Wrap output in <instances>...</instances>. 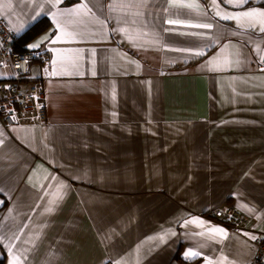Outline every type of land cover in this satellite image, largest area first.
Instances as JSON below:
<instances>
[{
  "label": "crops",
  "instance_id": "1",
  "mask_svg": "<svg viewBox=\"0 0 264 264\" xmlns=\"http://www.w3.org/2000/svg\"><path fill=\"white\" fill-rule=\"evenodd\" d=\"M180 2L198 7L0 0L18 36L51 21L27 46L50 53L32 66L47 124L0 119L6 264L252 263L264 242V33L216 11L264 0ZM85 3L90 13H67ZM58 23L73 38L51 42ZM228 207L247 217L241 229Z\"/></svg>",
  "mask_w": 264,
  "mask_h": 264
},
{
  "label": "built area",
  "instance_id": "2",
  "mask_svg": "<svg viewBox=\"0 0 264 264\" xmlns=\"http://www.w3.org/2000/svg\"><path fill=\"white\" fill-rule=\"evenodd\" d=\"M17 38V33L0 17V119L5 128L45 125L48 122L46 88L34 77L32 66L36 61L46 60L50 53L43 48L16 50ZM224 212L235 230L247 223V217L233 207ZM251 264H264V242H259Z\"/></svg>",
  "mask_w": 264,
  "mask_h": 264
},
{
  "label": "snow or ice",
  "instance_id": "3",
  "mask_svg": "<svg viewBox=\"0 0 264 264\" xmlns=\"http://www.w3.org/2000/svg\"><path fill=\"white\" fill-rule=\"evenodd\" d=\"M62 0H56V4L61 3ZM249 0H221V3H226L233 5L234 7H242L243 5L247 4ZM217 0H213V5H216ZM56 5L54 4L53 7ZM173 7H178V8H194L198 7V5H193V4H186L180 2V0H173ZM113 7V6H110ZM92 10L91 8L88 7V5L82 4L76 8H71L67 10L68 14H80L82 12L84 13H90ZM63 14V13H62ZM217 16H222L223 19L226 20H235L238 23V26L241 28L244 27H254V26H259V31L261 33H264V10H260L257 8H252L250 10H245L239 13H227V12H222L219 7H217L216 11ZM169 23L175 24L177 21L170 20ZM58 29L60 30V35L54 37L51 42L56 43V42H64L67 39H71L72 33L66 32L63 27L57 24ZM195 27H201V28H212L213 26L211 24H200V25H195ZM47 39V37L45 38ZM33 48L39 47L38 44L32 45ZM196 55H203V52H197L195 53ZM227 59V58H226ZM2 203V201H0ZM195 222V221H193ZM214 233H223L224 230L215 228L212 229ZM254 238V237H253ZM199 255L198 252H194L193 250L189 249V251L186 253V257H195ZM15 264V262H14ZM211 264V262H209Z\"/></svg>",
  "mask_w": 264,
  "mask_h": 264
},
{
  "label": "trees",
  "instance_id": "4",
  "mask_svg": "<svg viewBox=\"0 0 264 264\" xmlns=\"http://www.w3.org/2000/svg\"><path fill=\"white\" fill-rule=\"evenodd\" d=\"M51 27V21L47 17H42L33 23L29 29L18 36L15 42V49L19 51H25L27 46L39 37L41 34L46 32ZM0 264H6V256L0 257Z\"/></svg>",
  "mask_w": 264,
  "mask_h": 264
}]
</instances>
